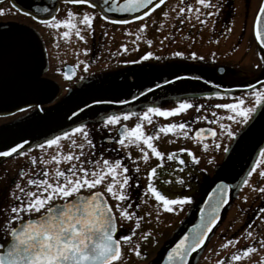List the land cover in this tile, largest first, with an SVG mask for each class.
<instances>
[{
  "label": "flooded vegetation",
  "instance_id": "af4514ba",
  "mask_svg": "<svg viewBox=\"0 0 264 264\" xmlns=\"http://www.w3.org/2000/svg\"><path fill=\"white\" fill-rule=\"evenodd\" d=\"M98 1L73 4L71 0H0V5L5 4L15 9L17 15L24 19L9 18L0 22V148L8 147L17 140L47 128L83 103L110 99L100 95H103L105 90L118 89L119 85L103 86L106 80L133 78L142 80L150 72L159 69L160 63L155 60L159 59L161 46L171 48L173 53L190 49L195 54L192 56L194 61L203 65L197 68L203 69L205 75L200 72H189L188 75L219 85L246 86L264 78L263 74L250 79L247 77L249 73L239 69L235 64L237 61L232 57L245 39V45L257 49L253 29L257 11L254 6L253 9L251 7L253 0H209L206 5H200L199 0H167L150 8L147 15L143 12L125 16L104 13ZM64 4L66 5L63 6ZM69 5L70 11L75 14L73 19L76 22L84 13L93 16L90 29L77 22V27L85 37L84 40H80L74 34L65 39L62 36L65 30L63 26L51 30L48 28L50 24L44 23L53 17L55 11H60L64 7L65 10H69ZM189 6L192 8L191 11H188ZM180 8H185V12L181 13ZM196 9H199V12ZM209 12L212 15H207ZM104 16L108 19L105 20ZM65 46L69 50L64 49ZM49 47L52 50L59 48L57 53L66 50V53L73 56L71 60H65L54 75L45 73L50 60L47 52ZM224 48L227 51L226 55L223 51V56L215 58L214 56L221 53ZM53 53H50V56ZM148 53L152 55L149 56ZM101 57L102 60H98L97 64L95 59ZM165 58L168 59L167 56ZM66 64L76 68L75 76L70 79L65 76ZM94 65L103 68L91 72L90 69ZM166 80L169 78L162 82ZM183 80H189V84L170 93L152 91L125 106L109 104L93 106L71 120L58 133L0 158V244H5L10 238V235H6L7 229L2 222L12 215L11 208L21 202L16 200V196L20 195L16 184L24 187L29 178H41L45 169L51 176L57 166L61 169L67 168L69 166L67 161H61L57 165L51 157L56 155L60 159V154L66 155L70 151L76 154L83 151L82 160L119 158L129 168L128 175L132 179L128 189V200L117 202L108 196L110 204L115 206L121 203L132 214L131 219L121 218L119 209L114 207L117 220L116 237L121 239L122 246V256L114 264H122L123 261L125 264L138 262L153 264L159 253L157 251L159 236L154 230L172 228L173 237L178 230L195 220L198 206L209 184L218 169L225 164L232 167L231 203L227 208L225 220L235 201H241L239 206L244 209L246 217L242 229H247L251 234L256 232L258 238H263L260 234H264V192L260 189L264 188V176L259 173L264 171V158L260 155L264 150V104H256L253 95V98L249 99L251 96L242 98L236 94L247 89L220 91L202 81ZM260 84L248 91L264 90V87H259ZM216 91L221 92L222 95L219 97L223 99L215 103L216 105L243 99L246 107L255 106L256 110L246 123L240 122L239 118L236 121L228 119L229 116L227 117L225 113L231 111L227 109L216 108L215 112H220L217 116L205 114L202 117L207 119H201L194 130L204 126L213 127L217 134L211 139H195L194 130H189V127L185 129L189 132L187 137L182 134L185 130L174 132L177 134L176 138L171 136L172 133L161 132L158 138L154 137L153 143L159 151L168 152L164 153L163 157H155L142 142L139 145H129L126 140L123 146L118 143L121 128L134 127L139 121L143 122L146 134H154L168 123H186L185 112L169 117L150 114L152 123L143 121L137 114L146 111L148 107H159L162 101L176 97L177 100L188 99L193 105H197L198 100L200 101L198 105H204L203 108H199V112L201 110L206 112V100L216 97L212 95ZM135 95L137 93L133 96ZM69 100L75 102L70 103ZM126 111L134 113L128 120L122 117V113ZM108 115H121V120L116 125H108L106 124ZM221 123L229 126L232 124L233 132L236 134L231 136L228 131L222 130ZM80 125L85 126L84 131H87L88 139L95 145L94 149L87 145L81 132H71L72 128H78ZM65 131L69 132V137L62 135ZM56 136L61 137L59 147L55 145H45L43 149L38 147L47 139ZM182 138L184 141L176 147L174 144ZM73 140L77 145L85 143L84 149L74 146ZM192 144L195 146L194 150ZM205 144L208 145L207 148L204 147ZM141 148H144L149 156L147 161L143 159L144 152H141ZM169 154L178 159H169ZM193 155L197 160L192 159ZM33 159L36 163H33ZM44 160H48V164L45 165ZM181 160L184 161L183 164L180 163ZM84 166L92 167L88 163ZM137 167L138 172L135 170ZM154 167L157 168V174L152 182L162 194L170 199L182 196H190L191 199L183 205H173L174 211L164 209L162 202L156 201L151 193L144 191L149 183L150 170ZM246 180L248 183H245ZM103 187L106 185L100 190H103ZM56 203L61 201L53 204ZM42 214L44 210L40 213H23L21 219L13 221L12 225L16 227L24 220ZM123 236H129L130 239L125 242ZM137 252L140 254L137 255Z\"/></svg>",
  "mask_w": 264,
  "mask_h": 264
},
{
  "label": "snow or ice",
  "instance_id": "6c2138e0",
  "mask_svg": "<svg viewBox=\"0 0 264 264\" xmlns=\"http://www.w3.org/2000/svg\"><path fill=\"white\" fill-rule=\"evenodd\" d=\"M90 2L91 0H71L73 4H89ZM208 2L209 0H199L200 5H206ZM152 3L153 0H123V3L116 6L114 10L119 12H135L137 9H145V15H147V7H150ZM160 3L163 4L164 0H160ZM112 10V8L109 9V11ZM191 10L192 8L189 6L188 11ZM196 11L199 12V9H196ZM180 12H185V8H180ZM260 12L264 14V7L260 9ZM74 15L73 12L69 11L68 18L66 19L57 20L53 16L50 20L44 21V23L50 24L53 28L57 29L63 26L65 30L62 36L65 39L70 38L74 34L80 40H84L85 37L77 27V22L73 19ZM207 15H212V13L209 12ZM104 19L107 20L108 17L104 16ZM261 19L264 20V15L261 16ZM92 21L93 16L89 13H84L79 23L85 26V28L90 29ZM121 23H126V21H121ZM256 35L261 38V43H264V32L257 30ZM148 55L151 56L152 54L148 53ZM176 55H183V53H176ZM67 75L68 73H65V76ZM212 95L219 97L222 94L216 91ZM252 95L255 96L256 104H264V90L253 92ZM194 107L203 108L204 105H193L188 99H182L175 107H148L146 111L137 115L142 117L143 121L152 123V115L150 114L169 117L186 112L188 109ZM215 107L230 110L232 115L228 119L236 121L239 118L240 122L245 123L256 110L255 106L246 107L243 99L232 103H220L215 105ZM133 114L132 111H126L122 113V117L124 120H128ZM197 118L207 119V117ZM120 120L121 115H108L106 124L116 125ZM84 127V125H80L78 128H72L71 132H81L85 137L87 145L94 149L95 145L88 139V133L84 131ZM187 127L188 125L183 122L168 123L161 126L158 132L146 134L143 122L139 121L135 123L134 127L123 126L121 128L118 143L123 146L126 140L129 145H139L142 142L143 145H146L147 149L151 150L155 157H163L165 154L159 151L153 143L154 137L158 138L161 132L174 133L177 130H185ZM220 127L228 130V134L231 136L236 134L231 131L230 126L227 124H221ZM205 131L203 128L199 129L196 132V136H202ZM209 131L212 136L216 135L215 129ZM182 134L187 137L189 132L185 130L182 131ZM62 135L69 137V132L65 131ZM60 140L61 137L56 136L52 139H47L44 143L39 144L38 147L41 149L45 148V145L59 147ZM72 143L81 150L85 147V143L77 145L74 140ZM20 147L17 144L15 148H11L8 152L0 153V155L7 156L10 152H16ZM204 147L207 148L208 145L205 144ZM140 150L144 152L143 159L147 161L149 159L148 154L144 148ZM181 151L187 150L181 149ZM260 155L264 158V150L261 151ZM82 156H84L83 151L79 154L71 151L66 155L60 154V159L56 155H53L51 159L57 165L61 161H67L69 166L64 169L57 166L51 176L49 175V171L45 169L41 174V178H29L24 187L16 184V189L20 193L19 196H16V200L21 202L11 208L12 215L2 222L7 229L6 235H10L13 238V242L8 245L6 252L0 251V264H114V262L120 260L122 246L121 239H117L114 235L117 233V220L114 207L115 209H119L121 218L131 219L132 214L121 203H117L115 206L110 204L108 196L117 202H126L128 200V189L130 187V180L132 179L128 175L129 168L119 158L115 160H82ZM169 159L178 158L173 154H169ZM192 159L194 161L197 160L194 155ZM74 161L78 163H74ZM33 163H36L35 159H33ZM43 163L45 165L48 164V160H44ZM85 163L91 164L92 167H85ZM180 163L183 164L184 161L181 160ZM257 163H260V161H257ZM135 170L138 172L139 168L137 167ZM156 174L157 168L154 167L150 170L149 183L144 191L151 193L156 201L162 202L164 209L174 211L173 205H183L191 199L190 196L170 199L168 196L162 194L157 189L156 184L152 182ZM259 175L264 176V171L260 172ZM245 183H248V181L246 180ZM104 185L106 187L100 190ZM28 186H31V188ZM217 188L220 190L221 199L212 208L211 211L213 213H215L220 202L224 199V187L218 185ZM260 191L264 192V188L260 189ZM56 201H61V205L54 210L52 204ZM41 210H44L45 214L39 220H28L19 229L12 225L13 221L21 219L23 213H40ZM216 219L218 217L214 216L209 221V224L214 223ZM137 227H139L138 221ZM204 235L206 233H198L195 237L194 243L197 248L203 243ZM122 239L126 242L130 237L123 236ZM186 240L187 238L181 240L176 248L169 253L170 262L175 256L179 257L180 264H185L184 257L186 250L184 246ZM227 244H232V241H227ZM2 247L3 245L0 244V248ZM254 251V248L246 247L242 255L247 256ZM139 254L137 252V255ZM240 259V255H233L231 257L233 261H239Z\"/></svg>",
  "mask_w": 264,
  "mask_h": 264
},
{
  "label": "rangeland",
  "instance_id": "374dc122",
  "mask_svg": "<svg viewBox=\"0 0 264 264\" xmlns=\"http://www.w3.org/2000/svg\"><path fill=\"white\" fill-rule=\"evenodd\" d=\"M164 1H167V0H164ZM259 3H260V0H253L252 5H251L252 9L254 6L255 11H257L259 7ZM65 5L66 4H64L63 6ZM68 8L69 10H65L66 8L64 7L63 8L64 10L62 9L60 11H55L53 16H55L57 20L68 18V12L71 10V6L69 5ZM0 9H2V11H0V22H4L5 20L7 21V19L9 18H15V19H20V20L23 19L21 18L22 16L19 17V15H17L18 12H16L15 9L10 8L8 5L1 4ZM82 18H83V14L79 17L77 22L81 21ZM33 25L40 27L39 25H36V24H33ZM49 27L51 30L53 29L51 25H49L48 28ZM245 42H246V39L243 41V43L241 42L237 50L233 53L232 57L234 60L237 61L235 64L239 67V69L244 70L243 71L244 73H249L247 77L252 79V78H256L264 74V65H262L264 64V55L261 52H259L258 49L255 50L254 46L248 47L249 45H245ZM224 47L226 46L224 45ZM64 49L69 50L67 49V46H65ZM58 50L59 48L52 50L49 47V50L47 52L50 57V60H49L50 64L48 63L47 70L45 68L46 74L49 73L51 75H54L56 71L60 69L61 64L65 60H68V59L71 60L73 57L70 54L66 53V50H63L62 53H61L62 50H60L57 53ZM164 51H167V52H164ZM171 51H172L171 48L161 46V51L158 54L159 59L155 60L156 62L159 61L160 63L159 69L150 72L147 76H144L142 80H134V78L126 79V80L125 79L124 80L123 79L122 80L121 79L106 80L105 82H103L104 83L103 86L119 85L120 89L118 88V89L105 90L103 91L105 93L100 96L105 97V98H110V99L114 98V99L123 100L124 98L126 99L130 97V95L133 96L136 93L138 94L139 92L148 88L149 86L151 87L153 85L159 84L162 82V80L167 79V78L170 79L177 75L189 74V72L190 73L200 72L204 74L202 71L203 69L197 68V67H202L203 65L198 64L194 61V59L192 58L194 52H191L190 49L188 48L182 49L180 50V52H175V53ZM223 51L225 52V55H226L227 51H226V48H224L223 50H221V53H218L216 55L213 53L215 55L214 57L216 58L218 56H223ZM53 52L54 53L56 52V53L54 54ZM218 52H220V50H218ZM50 53L51 54L53 53V55L50 56ZM143 53L145 52L143 51ZM176 53H183V55H176ZM166 56L168 57L169 60L165 58ZM95 60H96V63L98 64V60H102V57L96 58ZM79 68L81 70V66H79ZM102 68L103 67L100 65H94L90 69V71L91 72L100 71L102 70ZM82 71L84 72V70ZM83 72H81V75L83 74ZM188 84H189V80H180V81H176L171 84H168L162 88H159L158 90H155V92L170 93V92H173L175 89L180 88V87H185ZM259 87H264V82L261 83ZM255 91L257 90H254V91L245 90L240 93L237 92L236 94L240 95V97L242 98L243 97L248 98L251 96V98L249 99H252L253 98L252 93ZM220 99L221 97H219L218 99L217 97L207 99L206 100L207 110L206 112L205 110H201V112L204 111V113L202 114L201 112H199V108L197 107L191 108L190 111L185 112V116H186L185 122L187 123L189 130L193 131L194 128L201 121V119H198L197 117H202L205 114H208V115L215 114V116L220 114V112H217V113L215 112V109H216L215 103L223 100V99L221 100ZM179 101L180 100H177L175 97L172 100L162 101L161 103H159V107L172 108V107L177 106ZM69 102L73 103L75 101L69 100ZM196 103H197V106H199L198 104L200 103V101L197 100ZM222 113H225V112H222ZM229 113L226 112L225 115L227 117L232 115L231 112ZM230 129L232 132L234 131L232 124L230 126ZM222 130H226V129H222ZM176 135H177L176 133L171 134L173 138L174 137L176 138ZM183 141L184 139L182 138L178 143H175L174 145L178 147L177 145L178 144L180 145V143ZM191 147L194 150L195 148L194 144H192ZM164 153L167 154L168 152L165 151ZM240 203L241 201H235V203L230 208V211L227 214V219L225 220V222L216 228L211 238L207 242L206 246L202 248V250H200L194 256L193 258L194 261L192 262V264H218V262L219 264H264V234L263 233L260 234V236L263 238H258L256 232L253 233L255 236L253 234L249 235V233L247 232V229H242V224L246 220V217L244 214L245 213L244 209L239 206ZM154 231L159 236V247L157 251H160L162 247L171 239L174 229L172 228H168L165 230L155 229ZM229 240L232 241V244L230 245L227 244V241ZM222 245H224V247H222ZM246 247H252L255 249V251L253 253H250L247 256H244L242 255V253ZM233 255H240L241 259L239 261H233L231 260V257ZM142 263L147 264L146 262H142ZM122 264H125V261H123Z\"/></svg>",
  "mask_w": 264,
  "mask_h": 264
},
{
  "label": "water",
  "instance_id": "95a60500",
  "mask_svg": "<svg viewBox=\"0 0 264 264\" xmlns=\"http://www.w3.org/2000/svg\"><path fill=\"white\" fill-rule=\"evenodd\" d=\"M160 2V0H153V3L150 7L155 5L156 3ZM123 0H99L98 4L100 9L110 15H117V16H125V15H137L139 13H142L145 11V9H137L135 12H119L115 11V7L119 4H122ZM147 7V10L150 8ZM264 7V0H262L259 9L256 13V17L254 20V37L257 43L258 48L264 53V43H261V38L256 35L257 30L264 32V20L261 19V16L264 15L260 12V9ZM112 8V11H109V9ZM65 69L68 73L67 78H72L76 74V68L71 64H66ZM183 79H190V80H198L202 81L208 85H212L216 87L219 90L227 91V90H233V89H239V88H251L261 82H264V78H261L257 80L256 82L246 85V86H223L216 83H213L209 80L202 79L200 77H196L193 75H180L175 78H171L169 80H166L164 82H161L159 84H156L154 86L149 87L148 89H145L144 91L138 93L135 96L123 99V100H113V99H97L88 101L86 103L81 104L80 106L73 109L70 113L65 115L62 119L59 121L53 123L52 125L48 126L47 128L31 135L25 138H22L20 140H17L13 142L8 147L0 148V153L8 152L11 148H15L17 144H19L21 147L17 149L16 152L24 149L25 147L31 145L32 143L48 138L62 129L66 127V125L73 119H75L79 114L86 111L87 109L103 105V104H109V105H117V106H125L130 103H134L141 99L144 95L147 93H150L156 89L162 88L170 83H173L178 80ZM205 129L206 131L202 134V136L198 137L196 136V132L199 129ZM211 129H214L210 126H204V127H198L193 135L197 139H205V138H213L215 136H212L210 134ZM216 131V130H215ZM217 133V132H216ZM16 152H10L9 155H12ZM7 155V156H9ZM4 155H0V158L7 157ZM218 185H221L224 187V193L223 197L224 199L220 202L219 207H217L215 213H213L211 210L212 208L217 204V201L221 199V193L220 190L217 188ZM231 190H232V167L231 165H222L218 171L216 172V175L212 179L211 183L209 184L196 213V219L192 222L188 223L173 239H171L168 243H166L160 252L158 253L157 257L154 259L153 264H180L179 257H173L171 262L169 260V253L172 252L174 248L180 243L181 240H185L187 238L185 243V250L186 255L184 257L185 264H191L193 256L200 251L206 244L209 237L212 235L216 227L225 219V215L227 213V208L231 203ZM61 203L53 204L52 207L54 210L59 208ZM45 214V213H44ZM42 214L41 216H44ZM34 217L27 220L22 221L19 223L16 227L19 229L24 223H27L28 220H39L40 217ZM216 216L218 219L215 220L214 223L209 224V221L213 219V217ZM198 233H206L203 237V243L197 248L194 243V239L197 236ZM116 236V234H114ZM117 238V237H116ZM118 239V238H117ZM13 242V238L10 236L9 241L6 244H2L3 247L0 248V251H7L8 245Z\"/></svg>",
  "mask_w": 264,
  "mask_h": 264
}]
</instances>
